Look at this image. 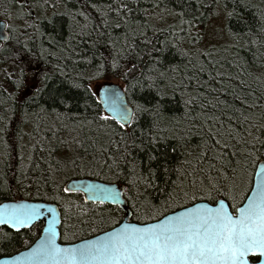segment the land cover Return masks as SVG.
Masks as SVG:
<instances>
[{"label": "snow or ice", "instance_id": "obj_1", "mask_svg": "<svg viewBox=\"0 0 264 264\" xmlns=\"http://www.w3.org/2000/svg\"><path fill=\"white\" fill-rule=\"evenodd\" d=\"M2 14L0 264H264V0Z\"/></svg>", "mask_w": 264, "mask_h": 264}, {"label": "trees", "instance_id": "obj_2", "mask_svg": "<svg viewBox=\"0 0 264 264\" xmlns=\"http://www.w3.org/2000/svg\"><path fill=\"white\" fill-rule=\"evenodd\" d=\"M10 0H0V19H4L6 22H10L9 18L5 17L2 13L4 9L8 7ZM259 2V0H257ZM14 11V10H13ZM20 196H23V193H20ZM4 197H0V199H3Z\"/></svg>", "mask_w": 264, "mask_h": 264}, {"label": "water", "instance_id": "obj_3", "mask_svg": "<svg viewBox=\"0 0 264 264\" xmlns=\"http://www.w3.org/2000/svg\"><path fill=\"white\" fill-rule=\"evenodd\" d=\"M0 22H5V23H7L4 19H0ZM113 83H116V82L113 81ZM0 258H2V257H0Z\"/></svg>", "mask_w": 264, "mask_h": 264}, {"label": "rangeland", "instance_id": "obj_4", "mask_svg": "<svg viewBox=\"0 0 264 264\" xmlns=\"http://www.w3.org/2000/svg\"><path fill=\"white\" fill-rule=\"evenodd\" d=\"M209 29H211V23L209 24ZM219 39V38H218ZM222 42V41H221Z\"/></svg>", "mask_w": 264, "mask_h": 264}]
</instances>
